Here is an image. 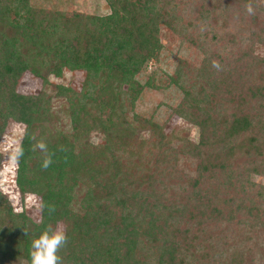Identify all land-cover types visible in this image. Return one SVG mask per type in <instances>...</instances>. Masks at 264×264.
<instances>
[{"label": "trees", "instance_id": "obj_1", "mask_svg": "<svg viewBox=\"0 0 264 264\" xmlns=\"http://www.w3.org/2000/svg\"><path fill=\"white\" fill-rule=\"evenodd\" d=\"M106 2L111 14L96 17L0 0V143L9 121L24 126L17 188L46 205L28 231L0 193L2 258L30 264L32 240L61 223L60 264H264L253 181L264 177V0ZM175 36L203 56L181 60L166 86L181 91L173 115L196 142L134 112L135 78ZM65 71H85L91 87L52 83ZM26 74L42 83L35 95L19 91ZM223 223L235 234L218 248L208 229Z\"/></svg>", "mask_w": 264, "mask_h": 264}, {"label": "rangeland", "instance_id": "obj_2", "mask_svg": "<svg viewBox=\"0 0 264 264\" xmlns=\"http://www.w3.org/2000/svg\"><path fill=\"white\" fill-rule=\"evenodd\" d=\"M31 4L47 10H59L66 13L76 12L88 16L106 17L111 14V9L106 0H31ZM190 19V14H186L182 24L185 25V22ZM163 43L166 48L162 53L160 62L157 64L151 63L142 74L135 78L144 89L141 94L135 97L134 112L147 118L154 116L160 123L167 121L169 126L168 131L175 126L185 127L188 129V134L192 141L196 142L198 141L199 130L186 123L179 116L173 115V109L182 98L181 91L178 89V86H166H168L167 79L174 74L181 60L192 61L198 64L202 61L203 56L200 52L189 48L187 43H183L178 36H175L172 41L163 39ZM88 77L85 71H65L63 77L60 79L52 78V83L64 85L78 93H82L84 88L91 87L92 81ZM111 79L118 83L120 75L114 73ZM148 83H154L155 87L159 86V88H148ZM41 84L39 79H36L31 74H26L19 91L26 95H35L41 90ZM127 90L128 87L124 86L123 91L127 92ZM61 94L63 93L61 92ZM128 99H131V97H128ZM23 136L24 126L14 121H9L0 143V153L3 155L2 167L0 169V193L5 196L14 213L25 211L28 217L27 230L31 231L34 225L40 221L41 214L46 205L33 195L23 197L17 188L15 150L19 148ZM92 142L99 144L101 139L94 137ZM253 181L255 184H260L264 187V177L254 176ZM53 217L55 218L56 215H53ZM233 227L234 225L228 226L225 223L222 224V227L219 224L209 227L208 231L212 233L210 234L212 239H209V243L220 248L226 240L228 241L234 237ZM59 229L62 231L61 223L59 224ZM0 264L26 263L24 261L16 263L3 259L0 254Z\"/></svg>", "mask_w": 264, "mask_h": 264}, {"label": "clouds", "instance_id": "obj_3", "mask_svg": "<svg viewBox=\"0 0 264 264\" xmlns=\"http://www.w3.org/2000/svg\"><path fill=\"white\" fill-rule=\"evenodd\" d=\"M246 10L249 14L253 13V8L250 4ZM213 67L219 68V65L213 61ZM37 146L42 150L45 149L43 143H39ZM22 154L21 149L17 148L15 150L16 157H19ZM50 163V160H45L43 166L47 167ZM66 242L67 237L62 231L53 230L49 227L37 238L32 240L29 250L30 264H60V257L57 253Z\"/></svg>", "mask_w": 264, "mask_h": 264}]
</instances>
